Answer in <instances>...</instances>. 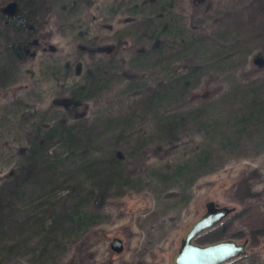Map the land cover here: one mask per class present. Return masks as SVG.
Masks as SVG:
<instances>
[{"label": "rangeland", "instance_id": "obj_1", "mask_svg": "<svg viewBox=\"0 0 264 264\" xmlns=\"http://www.w3.org/2000/svg\"><path fill=\"white\" fill-rule=\"evenodd\" d=\"M38 13L22 61L5 57L0 23V264H174L210 200L234 208L194 240H246L221 264H264V0H44ZM54 124L93 131L45 141ZM38 135L53 162L22 187Z\"/></svg>", "mask_w": 264, "mask_h": 264}, {"label": "trees", "instance_id": "obj_2", "mask_svg": "<svg viewBox=\"0 0 264 264\" xmlns=\"http://www.w3.org/2000/svg\"><path fill=\"white\" fill-rule=\"evenodd\" d=\"M18 8L16 11L9 13L1 11L0 13V23L3 27V30L7 33V37L5 38L4 46L2 51L5 53V57L9 58L10 62H16V61H22L26 57L25 55H28L31 53V47L33 44H36L38 41V33H39V13L38 8L44 5V0H14ZM99 48H104V45H99ZM64 99V98H63ZM66 104L70 107H77L78 101L74 99L73 97H68L66 100ZM73 124H64L62 126V129L59 128V124L52 125L46 132L49 133V136H45V141L55 135H57L59 138L61 135H65L66 138H64L67 142L71 143L73 140H82L90 139L92 135V129L90 130H80V129H74ZM60 129V130H59ZM81 131V134H79ZM86 137V138H84ZM37 142L33 143L32 146H29L28 151V158H32L31 163L27 166L28 169L23 174V177L21 178V186L27 187V185L31 184L33 182L34 177L36 176H43L46 172L42 171L41 164L43 162L47 163L49 165V162H53V160H50L51 155L48 153L44 154L43 150L39 147V142L43 141L42 138L40 140L39 135L36 137ZM117 149H115L116 151ZM80 159H79V165L80 167H87V170L89 168H94L96 159L93 157L94 154L91 152L86 151H80ZM119 155V152H117ZM113 161L119 159L120 157L112 155ZM27 158V159H28ZM30 162V161H29ZM94 165V167H92ZM50 167V166H47ZM44 177V176H43ZM50 179V178H49ZM242 184L244 185L245 193L250 195L251 188L249 187L248 183L243 182L241 180ZM81 183V182H78ZM90 186L93 187V183H89ZM77 196V195H76ZM48 210H55L56 204H50L48 207ZM84 209L87 211L86 206ZM2 208H0V217L2 214ZM65 211V208H60V212L63 213ZM60 213V214H61ZM34 213L31 212L28 213L24 220L29 222L30 227L32 230H35L37 226H41L40 221L37 223L36 219L40 220V217L38 213L33 215ZM66 212H64V215ZM70 214V211H69ZM63 215V216H64ZM63 216H61L63 218ZM39 226V227H40ZM212 228V227H211ZM31 230V231H32ZM224 230V226L215 228L212 232L216 231L217 234L222 232ZM215 235V234H214ZM200 236H198V239ZM205 239V238H204ZM207 239V238H206ZM216 239H220L218 237H213V239H209V241H213ZM202 240V239H201ZM208 241V242H209Z\"/></svg>", "mask_w": 264, "mask_h": 264}, {"label": "water", "instance_id": "obj_3", "mask_svg": "<svg viewBox=\"0 0 264 264\" xmlns=\"http://www.w3.org/2000/svg\"><path fill=\"white\" fill-rule=\"evenodd\" d=\"M233 208L230 204L208 201L205 211L186 228L178 249L172 255L174 264H221L244 254L246 240L220 238L205 243L194 240L198 234L219 223ZM110 245L113 249L120 250L122 240L114 237Z\"/></svg>", "mask_w": 264, "mask_h": 264}]
</instances>
